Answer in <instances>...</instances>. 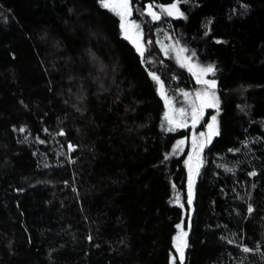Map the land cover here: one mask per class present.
Wrapping results in <instances>:
<instances>
[{
    "label": "trees",
    "instance_id": "obj_1",
    "mask_svg": "<svg viewBox=\"0 0 264 264\" xmlns=\"http://www.w3.org/2000/svg\"><path fill=\"white\" fill-rule=\"evenodd\" d=\"M130 7L142 58L99 0H0V264H181L189 223L185 264H264V0ZM177 47L214 67L219 107L168 131L165 97L201 86ZM213 116L189 204L172 154Z\"/></svg>",
    "mask_w": 264,
    "mask_h": 264
},
{
    "label": "snow or ice",
    "instance_id": "obj_2",
    "mask_svg": "<svg viewBox=\"0 0 264 264\" xmlns=\"http://www.w3.org/2000/svg\"><path fill=\"white\" fill-rule=\"evenodd\" d=\"M99 4L105 8L115 12L116 15L120 17V28L124 31L126 38L132 39L133 43L136 45L137 51L143 55L144 49L139 43L140 40V32L139 25L132 24L128 21V17L131 15V7L129 0H99ZM163 11L168 16H181L183 17V12L180 11L178 7V2L169 3L167 5H162ZM147 14L151 16V18L155 20H159L160 15L153 10L152 5L149 4L147 6ZM186 18V17H185ZM135 28L137 31L133 33L132 29ZM179 51H185L184 49H180ZM187 60V57L184 58ZM189 71L193 72L198 83H201L206 86L204 91H198L195 93V97L191 102L190 108V117L192 121V126L195 127L196 124L201 120L204 115L205 108H218L219 107V99L215 95V92L212 91L216 87L215 80L204 79V76L209 72H214L215 69L213 66L209 65L208 67L198 68L192 64H188ZM153 79L159 80V77L155 75V73H151ZM184 95L187 97L189 93L185 92ZM166 106L168 107V111L164 114V119L169 125L168 131L174 130L176 127H186L187 126V116L185 109L181 108L179 110L174 109L171 106V102L168 101L167 97H165ZM63 135V133H60ZM219 135V130L217 127L216 117H212V123L208 124V133H200V137L203 139H198L195 135L192 139V147L193 153L196 159L195 168L192 165L193 155H190L188 160L185 163L188 165L189 170V196L188 203H192V195H191V187L194 179V175L198 174L200 158L199 152L203 149L206 143L211 142L213 136ZM184 140L177 141V145H183ZM43 143V141H41ZM69 149L73 146L71 144L68 145ZM251 175H255V173H251ZM183 207V205H181ZM248 211L251 212L252 208L249 206ZM178 231L177 235L173 238L174 240V248L176 252L179 254V259L181 264H183V260L185 257V249L187 247L186 236L187 233L183 231L180 224L176 225ZM245 252L251 251V249L245 248ZM172 264H176V257H172Z\"/></svg>",
    "mask_w": 264,
    "mask_h": 264
},
{
    "label": "rangeland",
    "instance_id": "obj_3",
    "mask_svg": "<svg viewBox=\"0 0 264 264\" xmlns=\"http://www.w3.org/2000/svg\"><path fill=\"white\" fill-rule=\"evenodd\" d=\"M131 1L132 0H129V2L131 3ZM162 12L164 13V11H163V9H162ZM165 14V13H164ZM0 15H1V17H3L4 18V14L2 13V11H0ZM166 15V14H165ZM167 17H169V18H171V19H177V18H180L181 16H168V15H166ZM130 23H132V24H135V25H138L137 23H135L134 21H129ZM132 31H133V33H135L137 30L135 29V28H133L132 29ZM139 32H140V40H139V43L141 44V46H142V44H143V35H142V31L140 30V27H139ZM131 41L133 42V40L131 39ZM134 44V43H133ZM164 48V51H167L168 50V48H166V47H163ZM180 49H184V48H181V47H177V54H176V61L179 63V64H181L193 77H194V80H195V82L196 83H198L197 82V80H196V77H195V75H193V72L192 71H189V68H188V64H192V65H194V66H197L198 68H203V67H208V66H202V65H200L199 63H198V61L194 58V56H192V54L191 53H189L188 51H186L185 49V51H179ZM185 57H187V60H185L184 58ZM211 73H213V72H209V73H207L205 76H204V79H208V80H211L210 78H209V76H210V74ZM201 86L199 87V88H197L195 91H192V92H187V93H189V95L186 97L185 95H184V93L185 92H181V97H182V105H178L177 103H175L174 101H170L171 102V106L174 108V109H177V110H179V109H181V108H183V109H185V111H186V113H188V116H187V126L186 127H188V126H191V127H193L192 126V121H191V117H190V108H191V102L193 101V99H194V97H195V93L196 92H198V91H204L205 90V88H206V86L205 85H203V84H201V83H199ZM215 95L218 97V95L215 93ZM210 109H217V108H215V107H213V108H205V110H204V115H203V117L201 118V120L196 124V126H199L200 125V123L202 122V120L204 119V117H205V115H206V113L208 112V110H210ZM217 122V121H216ZM210 123H212V121L210 122ZM195 126V127H196ZM205 134H207L208 133V127L206 128V130H205V132H204ZM198 139H203V138H201L200 137V135H198V136H196ZM215 138V136H213L212 137V139H211V142H209V143H206L205 145H204V147H203V149L199 152V158H200V164H199V166L202 164V156H203V152H204V149L207 147V146H209L211 143H212V141H213V139ZM185 141V140H184ZM186 150H188L187 151V160H188V158H189V156L190 155H193V160H192V165H193V167L195 168V166H196V159H195V156H194V153H193V147L187 142V141H185L184 142V144L183 145H180V146H178L177 145V147L175 148V150H174V153L172 154V156H176V157H179V156H181V155H183L184 153H186ZM186 160V161H187ZM186 166H187V168H188V165L186 164ZM188 173H189V170H188ZM195 176V175H194ZM182 228V227H181ZM180 231V230H179Z\"/></svg>",
    "mask_w": 264,
    "mask_h": 264
},
{
    "label": "water",
    "instance_id": "obj_4",
    "mask_svg": "<svg viewBox=\"0 0 264 264\" xmlns=\"http://www.w3.org/2000/svg\"><path fill=\"white\" fill-rule=\"evenodd\" d=\"M149 4H151V3H147L146 5H145V15L146 16H149L148 14H147V6L149 5ZM152 5V4H151ZM152 8H153V10L154 11H156L157 12V10L155 9V7H153V5H152ZM158 13V12H157ZM159 15H160V17H161V14L160 13H158ZM149 17H151V16H149ZM128 19V21H130V19H131V15L127 18ZM161 20V18L159 19V20H155V22H158V21H160ZM125 38H126V36H125ZM126 41L137 51V48H136V45L135 44H133V42L131 41V39H128V38H126ZM138 52V51H137ZM139 54H140V56H141V58L143 57V55H141V53L140 52H138ZM162 94V93H161ZM164 103L166 104V102H165V99H164ZM167 107V106H166ZM167 111H168V107H167ZM192 204V203H191ZM191 220V219H190ZM190 235H191V223H189V228H188V233H187V236H186V242H188L189 241V238H190ZM180 260V259H179ZM180 263H181V261H180ZM183 264H185V261L183 260Z\"/></svg>",
    "mask_w": 264,
    "mask_h": 264
}]
</instances>
